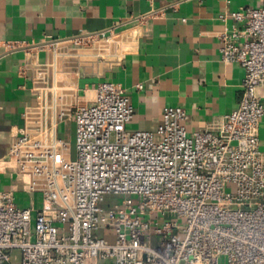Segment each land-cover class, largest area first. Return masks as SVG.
<instances>
[{
    "label": "built area",
    "instance_id": "built-area-1",
    "mask_svg": "<svg viewBox=\"0 0 264 264\" xmlns=\"http://www.w3.org/2000/svg\"><path fill=\"white\" fill-rule=\"evenodd\" d=\"M228 17L220 55L245 73L238 107L213 130L187 131L180 106L164 107L155 131L129 130L130 97L107 80L73 110L74 156L45 100L25 114L0 171L13 170L29 205L0 190V264H264V0ZM106 194L138 201L112 211Z\"/></svg>",
    "mask_w": 264,
    "mask_h": 264
},
{
    "label": "crops",
    "instance_id": "crops-1",
    "mask_svg": "<svg viewBox=\"0 0 264 264\" xmlns=\"http://www.w3.org/2000/svg\"><path fill=\"white\" fill-rule=\"evenodd\" d=\"M261 6L262 0H0V163L25 114L44 100L73 155V110L94 100L102 80L130 97L129 130L155 131L166 106L185 110L189 132L215 129L238 107L245 73L221 58L218 34L233 23L221 16ZM79 38L92 42L80 58L70 53ZM8 41L24 45L8 48ZM87 66L92 70L83 71ZM259 94L264 105V88ZM258 133L264 153V117ZM8 189L26 194L13 170L4 169L0 190Z\"/></svg>",
    "mask_w": 264,
    "mask_h": 264
},
{
    "label": "rangeland",
    "instance_id": "rangeland-1",
    "mask_svg": "<svg viewBox=\"0 0 264 264\" xmlns=\"http://www.w3.org/2000/svg\"><path fill=\"white\" fill-rule=\"evenodd\" d=\"M102 38H99L98 40H101ZM103 41H106V38L102 39ZM92 43V42H91ZM91 43L87 42L85 44L80 43L78 45H75L73 43V47H75V50H71L70 53L72 52L76 57L78 58L81 57L82 53H85L87 48L91 45ZM91 67H86L83 71H91ZM63 128L61 127L60 129V136L63 135ZM72 146V154L74 156L75 154V149H74V141L71 143ZM29 195L24 194V193H16L15 194V202L18 204L20 207H26L29 205ZM34 200H35V207L38 208L40 206V200L41 196L40 194L36 193L34 195ZM138 201V198L136 195H131V194H106L104 195L103 200L101 201V205H103L106 209L114 211L122 202H127V203H136ZM245 208V207H244ZM163 217L160 216V220H162ZM155 226V224L153 225ZM112 240V238H110ZM18 255V251H14L12 253V261L16 262V257Z\"/></svg>",
    "mask_w": 264,
    "mask_h": 264
}]
</instances>
